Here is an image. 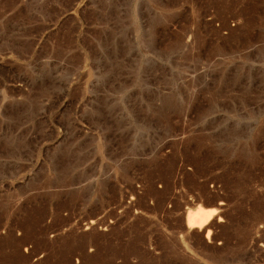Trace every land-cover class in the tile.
Listing matches in <instances>:
<instances>
[{"label": "rangeland", "instance_id": "obj_1", "mask_svg": "<svg viewBox=\"0 0 264 264\" xmlns=\"http://www.w3.org/2000/svg\"><path fill=\"white\" fill-rule=\"evenodd\" d=\"M262 124L264 0H0V264H264Z\"/></svg>", "mask_w": 264, "mask_h": 264}, {"label": "bare ground", "instance_id": "obj_2", "mask_svg": "<svg viewBox=\"0 0 264 264\" xmlns=\"http://www.w3.org/2000/svg\"><path fill=\"white\" fill-rule=\"evenodd\" d=\"M235 2V1H234ZM229 4V3H228ZM235 4V3H234ZM232 5V2L230 3V6ZM234 6V5H232ZM231 8V7H230ZM246 25H248V22H246ZM247 36V39L245 40H249L248 38V35ZM261 37V36H260ZM263 37V36H262ZM263 48V47H261ZM264 131V124L260 125L257 129V132L254 134V136L252 137L251 139V143H252V150H254L255 148V145H254V140L256 139V137H258L261 133H263ZM226 132V131H225ZM252 136V135H251ZM264 136V135H263ZM202 138V136L200 137ZM199 138V139H200ZM247 138V137H246ZM198 139V141H199ZM201 140V139H200ZM242 154V153H241ZM253 155H255L254 153H252ZM249 161H251L250 163H253L255 160H257L258 158L255 156V158L253 159L252 155L250 156V158H248L247 156H245ZM195 158V157H194ZM198 185V184H197ZM68 192V191H67ZM68 194V193H67ZM53 194L50 195V197H52ZM86 194H80L81 198H85ZM71 200H75L76 197L78 196L77 193H71L70 194ZM63 205H58L57 208H56V213H55V220H59V210L61 209ZM218 211V208H204V207H201V206H196L194 207L193 209H190L186 212V215H185V220H186V226L188 228H203L205 227L208 222H210V220L213 218V216L217 213ZM38 223V222H36ZM29 232V231H28ZM210 230L207 229L206 230V237H208V234H209ZM32 233H29V234H26L25 236H23V238H21L19 241L21 244H24L28 239H34L35 236L33 235ZM15 241V240H14ZM17 241V240H16ZM38 245L39 244H45V241L43 240V238L39 239L38 241ZM19 245V244H18ZM42 247V246H41ZM15 248V247H14ZM27 251V249H26Z\"/></svg>", "mask_w": 264, "mask_h": 264}]
</instances>
